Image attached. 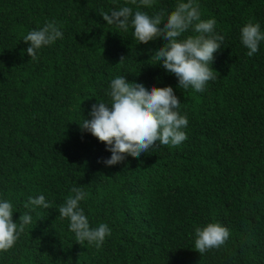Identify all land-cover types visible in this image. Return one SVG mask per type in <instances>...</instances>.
Instances as JSON below:
<instances>
[{
  "label": "trees",
  "instance_id": "trees-1",
  "mask_svg": "<svg viewBox=\"0 0 264 264\" xmlns=\"http://www.w3.org/2000/svg\"><path fill=\"white\" fill-rule=\"evenodd\" d=\"M178 2L0 0V198L13 220L31 216L0 264H264V42L248 56L239 40L246 22L264 31V0H196L224 36L211 64L217 78L202 92L177 86L159 65L162 37L137 43L131 17L127 27L102 18L123 7L166 13ZM46 21L63 37L33 59L22 37ZM117 75L172 86L187 139L98 162L109 155L104 143L78 123L96 100L108 102ZM73 187L86 193L79 207L89 225L110 228L99 247L77 242L59 214ZM39 194L47 208L25 207ZM208 222L229 237L200 254L194 229Z\"/></svg>",
  "mask_w": 264,
  "mask_h": 264
},
{
  "label": "clouds",
  "instance_id": "clouds-1",
  "mask_svg": "<svg viewBox=\"0 0 264 264\" xmlns=\"http://www.w3.org/2000/svg\"><path fill=\"white\" fill-rule=\"evenodd\" d=\"M141 2L150 6L152 0ZM129 17L137 43L163 38L164 43L155 48L154 56L166 73L176 77L177 86L202 92L209 81L217 78L213 75L211 64L224 36L215 31L214 18H202L196 0H179L166 13L161 10L149 15L142 10L123 7L102 15L104 21L117 22L121 27H127ZM189 31L195 35H182ZM62 37L63 32L56 24L46 21L22 37L27 44L24 52L35 59L41 48ZM239 40L247 49L246 54L252 56L264 42V31L258 22H246L240 27ZM106 94L108 102L96 100L89 107L88 117L82 116L78 123L82 131L104 143L109 155L102 161L98 158V162L112 166L120 163L126 155L138 157L158 144L177 146L187 139L184 129L188 118L181 113V102L172 86H146L143 82L126 80L124 75H117L109 81ZM72 192L73 195L59 208V214L68 218V228L77 242L87 241L99 247L110 235V228L103 222L90 226L79 207L86 193L78 187H73ZM29 205L48 207L43 194L30 196L25 207ZM12 214V203L0 198V252L12 248L24 225L31 223L27 212L16 220L12 219ZM228 237L229 230L224 225L208 222L194 229V249L203 254L208 249L223 245Z\"/></svg>",
  "mask_w": 264,
  "mask_h": 264
}]
</instances>
